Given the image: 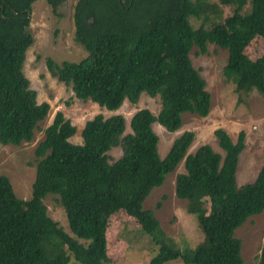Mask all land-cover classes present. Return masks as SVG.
I'll return each mask as SVG.
<instances>
[{
    "label": "trees",
    "instance_id": "16d2710c",
    "mask_svg": "<svg viewBox=\"0 0 264 264\" xmlns=\"http://www.w3.org/2000/svg\"><path fill=\"white\" fill-rule=\"evenodd\" d=\"M35 0H0V144L30 142L48 114L47 101L23 73ZM57 15L66 0H45ZM231 14L208 29L192 27L205 0H77L73 7L74 40L86 55L79 61L45 59L50 73L70 86L75 98L117 110L140 95L160 98L155 115L140 108L129 119L122 114H96L80 132L81 143L70 141L76 127L57 110L35 146V176L28 200L18 198L9 178L0 174V264H105V231L109 216L123 211L158 245L148 264L180 259L185 264H242L241 241L234 231L264 210V162L255 178L240 186L236 169L245 143L240 131L232 141L223 128L213 131L224 154L202 144L188 152L194 132L185 130L158 154L153 123L168 132L179 130L182 114L205 117L211 95L192 65L190 51H207V44L226 50L223 74L235 91L264 97V56L249 58L244 49L255 37L264 40V0H219ZM249 4L250 9L242 12ZM119 157L112 159L111 148ZM183 162L176 175L175 195L186 201L203 240L193 249L168 244L153 210L143 202L165 176ZM58 195L71 234L51 219L43 204ZM160 204H157L159 207ZM81 240V241H80ZM67 254H64V248ZM65 250V251H66ZM71 257L73 261H71ZM264 264V238L256 255ZM77 262V263H76Z\"/></svg>",
    "mask_w": 264,
    "mask_h": 264
},
{
    "label": "rangeland",
    "instance_id": "374dc122",
    "mask_svg": "<svg viewBox=\"0 0 264 264\" xmlns=\"http://www.w3.org/2000/svg\"><path fill=\"white\" fill-rule=\"evenodd\" d=\"M77 0H66L57 15L45 0H35L31 4L30 32L33 43L27 49L23 63V73L29 80L30 88L36 91L37 101H47L50 109L47 116L39 122L30 142L20 145L0 144V174L6 175L15 195L24 200L31 197V187L35 176V146L43 138V129L51 122L55 112L60 110L76 127V132L69 139L81 143V129L84 123L96 114L110 116L122 114L126 119V131H129V119L135 111L147 108L153 114L160 109V98L142 93L137 103L125 100L114 111L98 106L90 100L75 98L71 87L57 80L46 66L45 59L52 58L57 63L79 61L86 51L74 40L73 7ZM206 10L200 18L189 17L194 28L208 29L220 24L231 14L232 6L224 5L219 0H205ZM250 9L249 4L242 12ZM251 59L264 56V40L255 37L244 49ZM227 52L213 44H207V51L199 53L196 47L190 51L192 65L205 80V88L211 95L209 113L205 117L196 114H182V125L175 132L166 131L158 123L152 127L158 136V154L163 158L173 139L185 130L194 132V140L188 152H194L202 145L224 154L213 134L216 128H223L234 141L238 133H244L245 146L240 153L236 169V182L240 186L252 181L264 162V97L253 90L248 95L235 91V85L227 81L223 74ZM118 147L111 148L112 159L119 157ZM184 171L183 162L165 176L164 182L154 187L143 202L145 209H151L159 221L165 241L180 250L193 249L203 240V232L194 214L187 213L186 201L175 195L176 175ZM160 204L157 207V204ZM47 215L56 221L65 232L71 234L65 211L58 202V195L49 193L43 199ZM235 237L241 241L242 264H256V255L264 238V210L250 216L235 229ZM105 264H148L158 252V245L144 232L135 220L119 210L109 216L105 231ZM81 241V240H80ZM62 251L67 254L65 247ZM66 250V251H65ZM71 261L73 258L71 257ZM77 263V262H76ZM78 264V263H77ZM166 264H185L180 259H173Z\"/></svg>",
    "mask_w": 264,
    "mask_h": 264
}]
</instances>
